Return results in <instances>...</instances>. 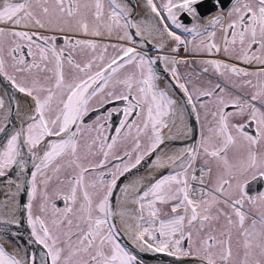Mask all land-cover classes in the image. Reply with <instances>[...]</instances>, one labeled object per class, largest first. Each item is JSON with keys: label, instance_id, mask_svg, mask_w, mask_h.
<instances>
[{"label": "snow or ice", "instance_id": "6c2138e0", "mask_svg": "<svg viewBox=\"0 0 264 264\" xmlns=\"http://www.w3.org/2000/svg\"><path fill=\"white\" fill-rule=\"evenodd\" d=\"M145 3L162 35L181 45L172 25L183 27L206 36L199 47L221 57L202 61L207 88L190 90L188 80L180 82L176 68L170 69L193 110L194 99L204 108L200 98H214L215 110L205 113L211 120L199 145L165 151L166 140L180 138L171 133L179 127L175 118L183 101L159 87L152 67L156 61L143 48L87 38L115 32L118 41L134 43L142 32L140 24L130 22L136 9L131 0H107V13L105 0H0V76L30 98L24 126L0 145V176L17 163L26 145L35 167L33 199L37 176L43 184L44 215H29L31 237L47 250L49 264H140L122 246L123 233L143 251L195 257L197 264H264V191L252 194L250 189L251 180L264 178V0H212L216 14L208 26L199 23L204 0ZM178 12L198 22L203 32L183 25ZM209 27L219 28L222 44ZM78 55L84 59L77 61ZM213 76L222 79L211 84ZM113 100L126 101L127 107L116 135L109 137L104 129L117 109L106 110L103 121L87 120L95 106ZM237 117L242 122L235 123ZM251 125L254 134L246 131ZM122 139H130L132 147L121 155ZM153 155L155 174L130 180L122 189L123 203L135 209L114 208L118 181ZM113 160L123 167L113 164L114 171H105ZM52 197L64 201V207L53 202L49 212ZM117 216L123 227L115 222ZM0 264L28 262L0 245Z\"/></svg>", "mask_w": 264, "mask_h": 264}, {"label": "bare ground", "instance_id": "6f19581e", "mask_svg": "<svg viewBox=\"0 0 264 264\" xmlns=\"http://www.w3.org/2000/svg\"><path fill=\"white\" fill-rule=\"evenodd\" d=\"M205 1H207V0H204V2ZM131 2L133 5H136L135 1L131 0ZM144 3H145V0H144ZM139 8H140V11H138L137 7H136L135 15L130 17V22L141 25L140 30H141L142 35L145 38V40L142 39L141 41H138L135 39L137 42L133 43V46L136 48H139V45L141 43H143V46H145V41L148 42L149 46L154 45V43L159 44L158 42H160V44H161L163 39L161 40L160 32L158 31V33H155V36H154L152 34V32H154V30L148 31L147 26L149 25V23H152V21H151L149 15L146 14L145 10H143L141 8V6H139ZM201 9H208V8H205V7L202 8L201 7ZM215 14L206 17V19L209 20L211 18V16H214ZM178 19L181 22L189 21L188 17L186 15H182V14L180 15V18H178ZM142 48L145 49L146 47H142ZM161 52H162V50H161ZM169 54H172V51H169ZM167 56H169V57H167L168 59L171 58V55H167ZM149 57H151L154 61H156V63H154L152 65L153 70L154 71H156V70L161 71V73H159L160 76H158L160 88L165 90L166 87H172V88L175 87V85H176L175 80L173 79L171 74L168 76V74L166 73L168 71L165 67L166 62L164 61V58L165 59H167V58L162 56L163 60L161 62L156 55H151V56L149 55ZM168 64H169V62H168ZM9 87L11 89H13L14 92H16L15 95H13V93L11 92ZM172 88L169 90V93L171 94V96L174 99H176V97L172 94H177V92H172ZM7 96H9V100H12L13 97L15 99V97L16 98L17 97L22 98V96H23L25 101H27L28 103L30 102L24 96V94L19 93L18 90H16L14 87H12L11 84L4 77L0 76V98L4 99V108L0 109V128H5V129L7 128L6 131L11 130L9 132V135H6V139L8 138V136H10V134H12L15 131L14 130V128L16 127L15 126V124H16L15 120L17 122L22 121L23 117H24V113L27 110V108H22V111H21L18 104L8 103L7 99H6ZM183 97L184 96H182V100H181V101H183V104L178 109V113H177V121L178 122L176 124L179 127H182L185 124L184 116L186 118V115H187V114L185 115V107L189 106V104H187V102H186V99H183ZM20 104L22 106H24L23 101H20ZM180 113L183 114V117H182L183 122H181ZM5 115H7L9 117L8 121H5L3 118ZM18 128H19V126H18ZM6 131L0 132V136L3 133L5 134ZM177 145L180 146L181 144H177ZM21 146H23V148H21L22 153L27 154L28 153L27 146L23 145V144ZM173 147L174 146H171L168 150L170 152L180 151L179 149H174ZM182 149H184V148H182ZM22 157L25 158L24 155ZM27 161H28V164L30 165L29 159ZM26 167L28 168V165H26ZM5 173L6 174L4 176H0V244L3 245L4 247H6L9 251H15L18 254V256L22 257V258H23V256L20 254V252L18 250L25 251V252H28L31 254L35 253L34 255H29L27 257L26 261L28 262V264H43V260L45 258L47 259L46 255H45V251L44 250H38L36 247L40 248V245L34 241V238L31 237V225L29 224V219L27 218V216H28V202L26 200V195H24L26 190L21 194L19 191V188L15 187L14 183H13V182H15V179L17 177H14V175L10 172L7 173L5 171ZM142 173L143 172L140 171L138 173V175H140ZM22 175H24V174H22ZM18 177H21V175ZM130 178H132V177H130ZM23 181L24 182H21L20 184L22 186L26 187L27 180H25V178H23ZM15 185H16V183H15ZM119 196H120V194L118 195L117 191H115L113 197L115 198L116 206H117V202L119 200ZM122 205H123V208L125 209L124 211L129 212V213L135 209V205H132L129 203L125 204V203H123V201H122ZM24 209H25V215L27 214L26 218L24 216ZM25 225L28 226L27 229L25 228ZM135 252H133V254L135 256H137L138 261H140V262L142 260L145 261L140 256L138 249H136ZM46 261L48 264V259ZM177 261H179V260L174 261V263H172V264H179V263H175ZM151 264H167V263L153 262Z\"/></svg>", "mask_w": 264, "mask_h": 264}, {"label": "rangeland", "instance_id": "374dc122", "mask_svg": "<svg viewBox=\"0 0 264 264\" xmlns=\"http://www.w3.org/2000/svg\"><path fill=\"white\" fill-rule=\"evenodd\" d=\"M133 1H135L136 2V7H137V10L138 11H140V8H139V6H141V8L143 9V10H145V12H146V14H148L149 15V17H150V19H151V21H152V23H149V25L147 26V28H148V31H150V30H154V32H152V34L155 36V33H158V31H156V25H157V20H156V18H155V16H154V14L153 13H151V11H150V9L147 7V5H146V3H144V0H133ZM155 2H157L158 4L159 3H162L163 2V0H155ZM141 4V5H140ZM201 12H202V14H203V21L202 22H199V23H202L204 26H208V20L206 19V17H208V16H210V15H213V14H215L216 13V9H214L213 8V6L211 7V8H209V9H201L200 10ZM209 14V15H208ZM180 15H181V13H177V16H178V18H180ZM169 23H171L170 21H169ZM182 24L183 25H185L186 27H188V28H193V27H197V30L198 31H200V32H203V27H199L198 26V22H190V21H184V22H182ZM155 26V27H154ZM172 28H173V30L176 32V34L177 35H180V37H181V40L182 41H184V43L183 44H181V45H177L176 44V42L174 41V40H172L170 37H168L166 34H161L160 35V37H161V40H162V42H161V44H160V42H158L159 44H154L155 46H149L147 43H145V46H143V43H141L140 45H139V48H137L138 50L139 49H141L142 47H146L145 49L143 48V50H144V52L149 56H151V55H156L158 58H159V60L162 62V60H163V58H162V56H164V57H169V56H167V55H171V58H167V59H165L164 58V61L166 62V64H165V67H166V69H167V71L168 72H166L167 74H168V76L171 74V76L173 77V75H172V73H171V71H170V69L171 68H173L176 64H173V63H171V61L173 60V58H175V60H177V61H180V62H182V64L184 63V62H187V64L189 65V69L190 70H192V72H194V73H196V75H193L192 76V78L191 79H193V83L194 84H200V85H202V84H204L203 83V81L204 82H207L208 81V83H209V74H204V73H202L201 71H200V67L199 66H201V64H200V62L202 63V61H204V60H207V59H210V58H212V55H216V53H211V54H207L206 53V51L204 50V49H202L201 48V51H204V53L203 54H201V53H199V52H197V53H195V49H197L198 51H199V49H200V44H201V41L202 40H207V37L206 36H203V35H197L196 34V32H185L184 31V28L183 27H181V28H175V26L174 25H172ZM209 31L211 30V27H209V29H208ZM129 31L130 32H132V33H134V32H136V30H135V28H131V29H129ZM116 34V33H115ZM152 38V37H151ZM93 39V38H92ZM138 40V41H141L142 39H144L145 40V38L143 37V35L142 36H137V37H135L134 38V43H136L137 41L136 40ZM61 40V39H60ZM62 41V40H61ZM98 41H100V40H98ZM117 42H119V43H124V44H126L127 46H133V43L132 44H128L126 41H118V40H116ZM215 42L216 43H220L219 42V40L218 39H216V37H215ZM60 44H62V42H60V43H58V45H60ZM174 48H177L178 50L177 51H173V49ZM151 49V50H150ZM161 50H162V52H161ZM169 51H172V54H169ZM165 53V54H164ZM194 54V55H193ZM169 62V64H168V62ZM176 70H177V68H178V70H177V72L181 75V77H182V79H181V81L180 82H184V80L186 79V71H185V69L182 67V66H180V65H176ZM156 73H157V75L158 76H160V74L159 73H161V71H159V70H156ZM199 74H201L203 77H201ZM217 77L216 76H213L212 77V81H211V83L212 84H214L217 80H215ZM173 79L175 80V78L173 77ZM220 79H222V78H220ZM252 79H253V81L254 82H256V80H257V78L256 77H252ZM188 80V79H187ZM198 81V82H197ZM176 82V81H175ZM197 82V83H196ZM188 84H189V81H188ZM172 87H166V91H168L169 92V90L171 89ZM9 89L11 90V92L13 93V95H15L16 94V92H14L13 91V89H11L10 87H9ZM16 89V88H15ZM17 90V89H16ZM245 91H249V89H244ZM172 92H177V94H172V95H174L175 97H176V99L178 100V101H181L182 100V96H184V94H183V92H182V90H180L178 87H173L172 88ZM7 102L8 103H13V104H18V106L20 107V109H21V111H22V108H27V106H28V102L27 101H25V99H24V97L22 96V98L20 97H15V99H14V97L12 98V100H9V96H7ZM183 99H186V97L184 96L183 97ZM20 101H23L24 102V106H22L21 104H20ZM193 103H195L194 101H193ZM231 109H233V108H228V109H225L226 111H230ZM188 115L189 116V122H190V124H194V127L198 130V131H200V128H199V126H200V119H199V117H197V115H196V110H193V108H192V106L191 105H189V106H186L185 107V115ZM186 115V116H187ZM193 119V121H192V119ZM176 119V123L178 122L177 121V117L175 118ZM184 120H185V116H184ZM181 125V124H180ZM194 127L192 126V130L194 129ZM251 132H250V134H254V132H255V125H251ZM16 128H14V130H15ZM207 129V128H206ZM186 130H187V128H186V125L184 124L182 127H177V128H173V130H172V133H171V135L172 136H179L180 138H176V139H172L171 141H172V145H171V141L170 140H166V144H167V148L165 149V151H169L168 149L171 147V146H174L173 148L174 149H179V150H183L182 148H185L184 147V145L187 143V142H184L183 141V139L185 138V133H186ZM167 131V130H166ZM11 135V134H10ZM206 135H207V131H206ZM194 137V136H193ZM195 140H197V138L196 137H194V141ZM175 144V145H174ZM177 144H181L180 146H178ZM171 145V146H170ZM150 158H153V157H155L154 155L153 156H149ZM18 158H21V156L20 157H18ZM17 158V159H18ZM129 163H131L130 161H129ZM141 164L137 167V168H135V169H133L130 173H128L127 174V177L128 178H121V181H118V188H117V190H115V191H117V194L119 195H121V194H123V192H122V189H123V187H124V185H126L130 180H133V179H139V178H141V177H144V178H147V176L146 175H144V176H140V175H138V173L140 172V169H141ZM9 169V168H8ZM8 169H6L5 171L7 172V173H9V171H8ZM155 173L153 172V170H152V172L150 173V177H149V179L151 178V176L152 175H154ZM130 177H132V178H130ZM145 181H147V180H145ZM21 183V181H19V184ZM252 184V183H251ZM250 184V185H251ZM19 187V190L21 191L22 190V193L25 191V187L24 186H21V185H18L17 186V188ZM26 200H28V197H27V199ZM112 204H113V207L114 208H116L117 210H125L124 208H123V205H122V203H120V202H117V206H116V203H115V198L113 197L112 198ZM128 204V203H127ZM129 204H131V203H129ZM165 211H168V208L167 207H165V209H164ZM27 215V214H26ZM26 215H25V209H24V216H25V218H26ZM27 218L29 219V213H28V216H27ZM121 222H122V220H121ZM25 228L27 229L28 228V226L27 225H25ZM124 237V236H123ZM122 237V243L124 244V246L126 247V249L129 251V252H132L133 253V250L135 251L136 250V248L139 250V253H140V255H141V257L145 260V261H143V263H141V264H151V263H153V262H160V263H167V264H172V263H174V260H179V259H183V258H180V257H176V256H172V255H168L167 254V252H158L157 254H153V253H151V251H143V252H141L142 250H141V248H139L137 245H135V244H131L127 239H125V238H123ZM1 245V244H0ZM136 247V248H135ZM6 248V247H5ZM38 250H44V251H47L46 249H44L43 248V246L42 245H40V248H38V247H36ZM19 252H20V254L23 256V258L26 260L27 259V257L29 256V255H34L35 253H33V254H31V253H28V252H25V251H21V250H18ZM47 254V253H46ZM168 257V258H167ZM49 258V257H48ZM189 258V257H188ZM190 259H193V258H190ZM44 261H46L45 259L43 260V263H44ZM140 262V261H139ZM176 263V262H175ZM48 264H49V262H48ZM179 264H197V262H192V263H190V262H179Z\"/></svg>", "mask_w": 264, "mask_h": 264}, {"label": "flooded vegetation", "instance_id": "af4514ba", "mask_svg": "<svg viewBox=\"0 0 264 264\" xmlns=\"http://www.w3.org/2000/svg\"><path fill=\"white\" fill-rule=\"evenodd\" d=\"M108 11H109V7H108V4H107V0H105V12L107 13ZM212 30H215L216 31V33H217L216 34V39L219 40V42H220L219 44H222V33L220 32L219 28L218 27L215 28V29L211 28L210 31H212ZM87 38L92 39V37H87ZM93 39H96L97 41L100 40L99 42L102 43V44L119 43V42L116 41L117 40V36H116L115 32L113 33V35L111 37H107V36H105V37H95ZM60 42H62V41L58 38L57 43H60ZM197 52H199L201 54L204 53V51H201V48L199 49V51L197 49H195V53H197ZM108 53L110 55L114 54L113 49L111 47H109ZM206 53L208 54L207 51H206ZM209 54H211V53H209ZM220 58L221 57L219 56V54H216V55L214 54V55H212V58H210V59H220ZM76 59H77V61H80V60L84 59V57L78 55L76 57ZM187 62H184L183 64H182V62H180V63H178L176 65H180V66H182L185 69V71H186V79H188V81H189L188 87L190 88V90H193L194 91L197 88H207V87H210V83H208V81L207 82H204L203 81L204 84H202V85H200V84H194L193 83V79H191V78H192L193 75H196V73L192 72V70L189 69L190 67L187 64ZM200 64H201V66H199V67L201 69L204 65L201 62H200ZM176 65L174 67H176ZM69 70L70 69H69V67L66 64L65 65V71H66V73ZM177 70H178V68H177ZM211 71L212 70L210 69V73H211ZM154 72L157 75L156 71H154ZM199 75L201 77H203L201 74H199ZM217 79H220V78L217 77L215 80H217ZM157 83L159 85V81H157ZM243 91H245V90H243ZM27 99L30 101V98H27ZM200 99L203 102V104L205 105L204 108H201L200 107V103L196 102L195 99H194V102L196 104V115L200 119V126H199L200 131H198L194 127V124L193 123L190 124V122H189L190 119H189V117L187 115L186 118H185V120H184L185 121L186 128H187V130H186V134L187 135L183 139L184 142H187L184 145L185 148L196 147V146L199 145L200 140H201V132L203 131L204 135H206V131H207L206 128L209 126L208 125V121L211 120L210 114L206 118L205 113L206 112L207 113H210L211 111H214L215 110V104L213 102L214 101V98L201 97ZM28 104H30V102ZM125 107H127V102L126 101H119V100H113V101H111L109 103H106L102 107L97 105V106H95V110L92 113H90V119H88L87 122L89 124H91V123H94L96 121H103L105 119V117H106V114H107L106 110L107 111H111L112 109H117L118 111L114 112L112 118L107 121V124H106L105 129H104V135L109 136V137L114 136V135H116L115 128L119 127L120 121L124 119V117L122 115V110ZM235 111L236 110L233 108V109H231L228 112H233L234 113ZM15 122H16V124H15V126H16L15 128L16 129L18 128V126L19 127L24 126L23 120L22 121H18V122L15 120ZM234 122L235 123H240V122H242V120L239 117H237ZM192 126L194 127L193 130H192ZM251 129L252 128L250 126V127H248L246 129V131L250 134ZM193 136L196 137L197 140L194 141V137ZM169 140L171 141L172 139H169ZM171 145H172V141H171ZM131 147H132V142H131L130 139H122L120 141V144L117 147V153L122 155L123 151H125V150L130 151L131 150ZM21 148H23V146H21ZM157 154H159V153H157ZM23 155H24L25 158L22 157ZM28 159L30 161V165L31 166L28 164V161H27ZM133 159H134V156H133ZM154 161H155V157H153V158H150L149 156L145 157V159L141 162V165L142 166H141L140 171L143 172V173L140 174V176L146 175L147 178L150 177V173L153 170ZM93 162H95V160ZM113 164H120V161L113 160L111 162V164L108 165V169L105 170V171H109V170L110 171H114L115 169L112 167ZM26 165H28V168L26 167ZM120 166L123 167L122 164H120ZM8 171L10 173H12L14 175V177H17L15 179V182H13L15 187H17L18 185H21V184H19V181L24 182L23 181V178H25V180H27V185L25 187V190H26L27 197H28L27 202H28V213H29V215L31 214L33 217L34 216H37V215H44L40 211V205L42 203L41 190L43 189V184L40 183L42 177H40V176H37V193H36V197H35V199L32 198V176H31V173L35 171V167H34V160H33L32 156H31V154L29 152L27 154H23L22 153V149H21V158H18L17 159V163L14 164L11 168H9ZM22 174H24V175H22ZM49 174H51V173H49ZM20 175H21V177H18ZM95 176H96V173H93L92 176H90L88 179L89 180L94 179ZM108 179H110V177L106 176V181ZM145 182H147V181H145ZM15 183H16V185H15ZM250 184H251L250 185V189L252 191V194H255L257 191H264V178L257 177V179L251 180L250 181ZM54 187H55V181H53L49 185L48 190H49V195L50 196L52 194V190H53ZM20 193L22 194V190L20 191ZM122 196H123V194H121L119 196L118 202H120V203H122ZM53 202L59 208H63L64 207V201L60 200L59 198L52 197V199L49 201V212L51 211V204ZM45 218H47V217H45ZM115 222L118 223V224H120L123 227V223L124 222L123 221L121 222V219H120L119 216L116 217ZM122 237L125 238V239H127L132 245L135 244L132 241L131 237L128 235V233H123L122 234V236L120 238L121 239V243H122ZM186 244H187V242H185V245ZM122 246H124L123 243H122ZM133 252H135V251L133 250ZM141 252H143V250ZM46 253H47V251H45V255H46V257L48 259V262H49V258H48V256H47ZM190 258H193V259H190ZM47 259L45 258V260H47ZM174 261H176V260H174ZM182 261L183 262L186 261V262H190V263L197 262V260H196L195 257H189V258L188 257H184L183 259H179V261H177L176 263H179V262H182ZM141 263H143V260L140 262V264ZM43 264H47V261H44Z\"/></svg>", "mask_w": 264, "mask_h": 264}, {"label": "water", "instance_id": "95a60500", "mask_svg": "<svg viewBox=\"0 0 264 264\" xmlns=\"http://www.w3.org/2000/svg\"><path fill=\"white\" fill-rule=\"evenodd\" d=\"M202 8H211L212 7V0H207V1H205L204 2V4L201 6ZM147 44H148V42H147ZM152 46H155V45H152ZM7 129V128H6ZM11 130H7L6 131V133L4 134H2L1 136H0V145H2V144H4L5 142H6V135H9V132H10ZM156 254L158 253V252H155ZM168 258V257H167Z\"/></svg>", "mask_w": 264, "mask_h": 264}]
</instances>
